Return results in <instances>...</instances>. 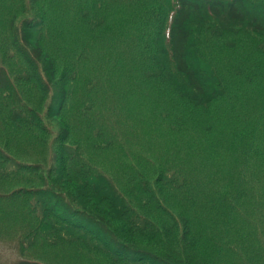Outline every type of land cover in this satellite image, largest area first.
Segmentation results:
<instances>
[{
    "label": "trees",
    "instance_id": "16d2710c",
    "mask_svg": "<svg viewBox=\"0 0 264 264\" xmlns=\"http://www.w3.org/2000/svg\"><path fill=\"white\" fill-rule=\"evenodd\" d=\"M165 1L50 0L90 41L108 29L120 76L141 81L130 117L142 150L129 144L119 171L102 157L114 144L91 136L83 147L67 120L84 74L60 72L36 25L16 36L42 93L25 106L0 67V96L14 100H0V117L17 141L0 139V239L17 243L18 264H264V0ZM43 13L46 28L45 3ZM238 26L261 39L241 42ZM208 36L212 56L199 47ZM236 47L237 61L220 65Z\"/></svg>",
    "mask_w": 264,
    "mask_h": 264
},
{
    "label": "rangeland",
    "instance_id": "374dc122",
    "mask_svg": "<svg viewBox=\"0 0 264 264\" xmlns=\"http://www.w3.org/2000/svg\"><path fill=\"white\" fill-rule=\"evenodd\" d=\"M19 2L9 8V5L4 0H0V67H4L9 71L11 79L15 84V92L22 97H19L25 106L36 102L42 97V93L38 87L30 79V68L25 63L21 51H26L23 45H19L16 36L21 37V31L26 23L36 25L37 28L43 29L40 31V38L45 47L55 58L60 72L64 71L71 76L75 73H83L85 80L82 84H78V90L72 94V101L69 102L67 108V120L73 124L72 129L76 133L77 142L82 143V146L88 144L89 138L94 136L95 141L108 142L114 144V147H108L110 151L103 153L102 157L106 158V164L110 169L117 171V168L123 162L122 152H127L131 144L133 150L140 152L143 145V125L141 119L131 118L130 113L133 107L134 111L137 107L131 102L141 98L140 82L138 78H131L128 74L125 77L120 76L118 67L112 63L111 59L115 56V45L110 41L111 34L109 30H105L103 35L98 32L104 30L100 27L94 29V40H89L90 32L82 33L83 27L72 22L69 15L60 11L57 7H51L50 0H41L40 5L33 4L30 0H17ZM23 1V4L22 2ZM44 3L48 8V21L46 28L44 24ZM171 0L165 1V7H170ZM91 8V6H89ZM17 15L15 25L11 28L12 16ZM202 13H198L195 23L206 24ZM202 17V18H200ZM50 23V24H49ZM234 25V22H226L225 28ZM241 32V42L251 41L250 37L260 40L255 34L239 27ZM249 36L247 37V35ZM167 41L164 46L166 48ZM120 50L117 54L122 53L125 57L128 56L130 50L129 36H123L119 41ZM217 43L209 36L206 40H201L199 47L203 52L212 56L217 50ZM241 48L236 47L234 50H229L223 53L217 61L220 65H227L230 61H237L236 57ZM238 52V53H237ZM133 58V57H132ZM127 58V59H132ZM80 66V67H79ZM135 86L139 91L134 92L135 98L129 97L128 90L134 89ZM48 98L46 107L52 105V99L59 96V93H54ZM75 96V98H74ZM129 97V98H128ZM3 102L12 103L9 95L0 96ZM139 108V113L141 112ZM45 111V112H44ZM43 110L40 114H46ZM44 113V114H43ZM4 116L0 117V139H12L10 145H17L16 137L12 134H7L3 126ZM91 122V126L95 123L93 132L89 133L87 123ZM53 129L54 137H57L60 127L53 128V124L46 122ZM54 124L58 122L53 121ZM93 127V126H92ZM102 135V136H101ZM99 137H102L99 139ZM135 139V141H131ZM127 143V144H126ZM126 144V145H125ZM125 145V147H124ZM37 155V154H36ZM112 156L118 163L113 164ZM100 158L105 162V159ZM121 170L119 167L118 171ZM21 260L17 243L11 239H0V264H18Z\"/></svg>",
    "mask_w": 264,
    "mask_h": 264
}]
</instances>
